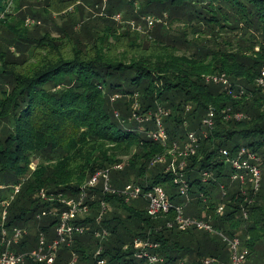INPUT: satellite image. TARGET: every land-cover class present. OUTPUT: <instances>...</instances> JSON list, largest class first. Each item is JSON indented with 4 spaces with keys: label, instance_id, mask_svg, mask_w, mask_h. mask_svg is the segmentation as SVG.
I'll list each match as a JSON object with an SVG mask.
<instances>
[{
    "label": "trees",
    "instance_id": "trees-1",
    "mask_svg": "<svg viewBox=\"0 0 264 264\" xmlns=\"http://www.w3.org/2000/svg\"><path fill=\"white\" fill-rule=\"evenodd\" d=\"M12 1L15 14L8 12V0H0V253L3 228L27 232L12 245L14 253L36 250L41 234L47 244L53 242L57 217L39 219L38 214L64 210L60 201L78 200L92 176L110 169L112 188L162 187L173 206L185 204L186 217L205 219L228 239L240 238L249 250L244 264H264V91L256 85L264 69V0H108L94 25L84 21L78 6L90 0H56L61 16L77 6L80 19L71 17V24L83 25L78 33L58 28L54 38L30 30L40 22L26 13H39L23 11V0ZM152 13L165 17L170 28L155 18L159 25L145 44L137 33L119 32L113 18L119 15L124 23L130 15L141 23ZM207 76H224L230 87L207 83ZM158 108L168 112L162 119L166 144L151 137ZM210 109L214 126L206 130L202 120ZM236 114L242 118H229ZM190 132L197 135L198 148L184 169L195 199L187 204L168 170V151L175 143L182 147ZM241 147L261 159V185L255 196L249 194L251 203L239 195V185L230 183L220 156L221 150L234 153ZM159 156L166 162L151 166ZM120 164L122 170H112ZM204 172L214 180L204 184ZM219 184L228 188L225 199ZM15 186H20L17 193ZM41 191L52 199L42 200ZM87 193L88 212L72 222L83 227V234L61 247L53 264L74 258V264H96L100 246L104 264H142L130 246L137 238L159 245L162 264L230 263L228 245L219 235L168 228L174 210L152 218L144 200L128 204L106 193L101 181ZM200 193L208 198L205 203ZM102 203L106 211L98 223ZM220 203L222 216L215 212ZM100 227L108 232L102 243L95 235Z\"/></svg>",
    "mask_w": 264,
    "mask_h": 264
},
{
    "label": "built area",
    "instance_id": "built-area-1",
    "mask_svg": "<svg viewBox=\"0 0 264 264\" xmlns=\"http://www.w3.org/2000/svg\"><path fill=\"white\" fill-rule=\"evenodd\" d=\"M115 21L121 22L119 15L113 17ZM158 21L152 16H146L142 18V24L148 30H153ZM133 26V25H132ZM134 27V26H133ZM137 30L142 31V27L138 26ZM207 83H221L222 85L230 87L229 82L224 76H207L205 77ZM256 85L264 91V69L261 71L260 75L256 79ZM242 94V93H241ZM214 110L210 109L204 119L202 120L203 128L206 130L212 129L214 126ZM168 115V112L164 111L162 108L153 114L155 117L156 131L151 133L153 140L166 144L168 141V136L164 130L162 119L164 116ZM234 118L240 120L242 118L241 114H236L235 116H230L229 118ZM198 148V137L194 132H190L187 135L186 142L182 147L178 144H174L172 149L168 151L171 155L172 160L168 166V170L172 172L173 182L177 185L178 193L185 199V203H189L191 198L189 196L190 187L184 178V169L188 159L196 154ZM220 156L229 168V180L230 183L237 184L240 186L239 195L246 197V201L251 203L249 194L255 196L261 185L262 171L260 168L261 159L252 150L241 147L234 153L228 150H221ZM165 156H159L152 160L151 166L158 163H165ZM124 164H120L114 167L112 170H122ZM110 169H105L98 171L89 181H87L80 190V196L78 200H62L61 204L65 207L64 210L51 209L48 211H42L38 214V218L42 219L48 215L57 217L58 225L56 228V238L50 244L46 243V238L41 234L38 242V247L36 250L26 252V253H14L11 251L13 244H17L25 235L26 230L22 228H14L12 231L2 229V239L1 244L3 245V250L0 253V264H24L26 260H33L34 262H41L46 264H53L56 258L57 251L63 247H69L73 238L76 234H83V227L74 225L72 222L76 219L79 214H86L88 212V206L85 205V200L88 196V190L94 188L100 181L103 184L104 191L106 193L116 194L124 198L126 203H131L135 200L142 199L147 203V215L156 218L161 214H167L174 210L176 217L173 222H168V228H175L177 230H187L195 228L200 231L208 232L211 234H217L224 242L227 243L230 252V263L229 264H244L249 255V250L245 247L240 240V238L228 239L222 234L216 232L211 226L210 222L205 219H198L194 217H186L184 215V206H173L169 201L167 194L164 189L159 186H154L152 188L144 190L142 187L135 184H127L122 189H114L110 185L111 176ZM210 180H214V176L210 172L202 173V182L208 184ZM14 192L17 193L20 186L14 187ZM220 197L225 199L228 195V188L225 184L218 185ZM42 200L52 199L47 196L45 191H41L38 194ZM199 198L205 203L208 198L200 193ZM5 206H8V202H4ZM101 214L97 218V222L100 223L101 217L106 211V204H101ZM216 215L222 216L225 212V205L220 203L216 206ZM243 216L247 219V212L243 210ZM6 218V211L2 214V221L4 222ZM96 237L102 243L108 236V232L100 227L99 230L95 232ZM134 249V258L141 262L142 264H162L163 260L158 256L156 250L159 245L152 243L149 240L135 239L130 245ZM125 246L124 249H127ZM102 253V246L97 250L94 258L96 259V264H104L105 262L99 259ZM75 258L70 262L74 264ZM214 263L213 259H208L204 261V264Z\"/></svg>",
    "mask_w": 264,
    "mask_h": 264
},
{
    "label": "rangeland",
    "instance_id": "rangeland-1",
    "mask_svg": "<svg viewBox=\"0 0 264 264\" xmlns=\"http://www.w3.org/2000/svg\"><path fill=\"white\" fill-rule=\"evenodd\" d=\"M9 1V5H8V12H12L13 14H15V7H16V3L12 0H8ZM45 0H23L21 2V5L23 6V11H27L28 9H30L31 11H34L35 14L34 15H39L36 17H33L31 15L27 14V18L30 20H35L40 22V26H34L31 25L29 28L30 30H35L36 32L39 33V35H43L45 32H48L53 38L54 37H58V35L60 34V30L63 27H67L70 28L72 27L75 33L80 32V28L81 26H74L73 24H71V22L73 21L71 19V17H74L76 19H80V10L77 8V6H73L71 7V9L69 10L70 15L68 16H61L57 11H56V0L52 1L51 3L47 2L50 6H46L44 4ZM100 3H97V2ZM107 1L108 4V0H104V3L102 2V0H90L88 5L85 2H81L78 6H81L83 9V16H84V21L85 22H92V24L94 25L95 23H97V19L100 18L101 13L105 12V3ZM138 8V7H136ZM46 10L48 13H44L43 11ZM137 9H135V15H137ZM120 15H122L123 17V11L119 12ZM152 17L156 18L157 20H160V22L162 21L163 23H165V25L168 23L166 18L164 17V19H160L158 17L157 14H150ZM127 18H124V23H120L118 22V24L116 25V28L120 29L118 30L121 33H126V32H132V33H137V37L139 39V41L147 43L149 41H152V34L155 33L156 31V27L150 31L148 30L144 24H142V19H141V23L140 22H136V20L131 17L130 15H126ZM127 22V23H126ZM126 23V24H125ZM33 24V23H32ZM159 25V22L157 23ZM134 27H133V26ZM102 27V25H100ZM126 26H129V28H127ZM138 26L142 27V31L141 33L137 30ZM178 24H174L173 26H171V29H175L177 28ZM166 28H170V25L168 24V26L166 25ZM130 30V31H129ZM130 33V34H132ZM32 168H34V165H32ZM183 206H185V204H183ZM184 212H186V209L184 210ZM51 233H55L54 230Z\"/></svg>",
    "mask_w": 264,
    "mask_h": 264
},
{
    "label": "crops",
    "instance_id": "crops-1",
    "mask_svg": "<svg viewBox=\"0 0 264 264\" xmlns=\"http://www.w3.org/2000/svg\"><path fill=\"white\" fill-rule=\"evenodd\" d=\"M218 193H219V189H218ZM193 200H195V199L192 198V201H193ZM192 201H191V202H192ZM191 202H189V203H191ZM187 204H188V203H187ZM182 205H183V204H182ZM188 217H189V216H188ZM192 217H194V216H192Z\"/></svg>",
    "mask_w": 264,
    "mask_h": 264
}]
</instances>
